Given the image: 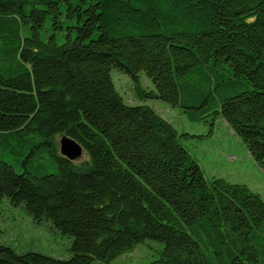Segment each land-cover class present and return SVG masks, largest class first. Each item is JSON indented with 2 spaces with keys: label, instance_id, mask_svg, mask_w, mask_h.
Segmentation results:
<instances>
[{
  "label": "trees",
  "instance_id": "obj_1",
  "mask_svg": "<svg viewBox=\"0 0 264 264\" xmlns=\"http://www.w3.org/2000/svg\"><path fill=\"white\" fill-rule=\"evenodd\" d=\"M112 68L219 115L264 168V0H0V202L72 237L65 259L0 242V264L107 263L145 239L162 243L148 264H264V199L206 179ZM62 135L86 157L60 155Z\"/></svg>",
  "mask_w": 264,
  "mask_h": 264
},
{
  "label": "rangeland",
  "instance_id": "obj_2",
  "mask_svg": "<svg viewBox=\"0 0 264 264\" xmlns=\"http://www.w3.org/2000/svg\"><path fill=\"white\" fill-rule=\"evenodd\" d=\"M110 75L115 89L127 104H146L175 126L181 144L196 159L206 179L223 177L232 183L245 184L264 199V168L256 163L222 117L210 110L200 114L201 118H192L178 105L160 98L138 96L135 81L120 69L112 68ZM139 83L145 91L156 90L144 72L139 74ZM60 138H56L58 147ZM85 157L83 152L74 161L79 162ZM0 242L21 253L39 252L62 259L71 256V236L60 232L45 219L35 221L22 205H12L6 198L0 202ZM161 248V242L145 239L130 252L107 263L94 261L93 264H148Z\"/></svg>",
  "mask_w": 264,
  "mask_h": 264
},
{
  "label": "water",
  "instance_id": "obj_3",
  "mask_svg": "<svg viewBox=\"0 0 264 264\" xmlns=\"http://www.w3.org/2000/svg\"><path fill=\"white\" fill-rule=\"evenodd\" d=\"M59 153L67 159L74 161L82 156L83 148L73 138L62 135L59 141Z\"/></svg>",
  "mask_w": 264,
  "mask_h": 264
}]
</instances>
